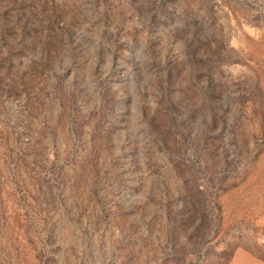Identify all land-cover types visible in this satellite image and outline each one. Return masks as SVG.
<instances>
[{
	"label": "rangeland",
	"instance_id": "rangeland-1",
	"mask_svg": "<svg viewBox=\"0 0 264 264\" xmlns=\"http://www.w3.org/2000/svg\"><path fill=\"white\" fill-rule=\"evenodd\" d=\"M0 264H264V0H0Z\"/></svg>",
	"mask_w": 264,
	"mask_h": 264
}]
</instances>
